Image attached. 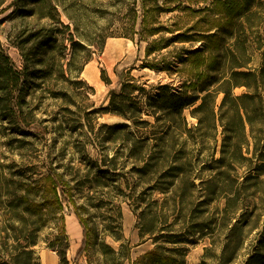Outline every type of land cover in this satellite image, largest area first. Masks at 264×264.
Masks as SVG:
<instances>
[{"label": "rangeland", "instance_id": "374dc122", "mask_svg": "<svg viewBox=\"0 0 264 264\" xmlns=\"http://www.w3.org/2000/svg\"><path fill=\"white\" fill-rule=\"evenodd\" d=\"M239 3L243 12L228 16L226 0H0V45L25 74L18 100L8 102L0 88V252L3 242L34 231L42 264L61 263V244L76 264L85 235L75 209H61L41 191L55 172L88 224L90 243L79 264H134L154 248L140 234L143 219L154 221L161 240L179 236L186 264H254L252 256L264 254V0ZM233 64L246 75L233 78ZM129 79L142 89L132 100L151 123L132 132L149 134L168 122L148 114V97L160 86L188 87L200 97L211 92L215 118L195 112L202 99L184 111L192 129L181 139L186 183L174 180L168 195L193 182L197 190L175 212L168 195L142 193L148 185L133 168L143 163L121 145L129 130L102 127L132 125L104 110L111 91ZM209 83V91L199 90ZM114 163L119 176L104 173ZM98 178L108 186L99 187ZM128 183L140 195L126 200L119 188ZM149 203L153 214L140 218ZM186 220L198 221L197 235H188ZM102 243L115 252L105 253Z\"/></svg>", "mask_w": 264, "mask_h": 264}, {"label": "trees", "instance_id": "16d2710c", "mask_svg": "<svg viewBox=\"0 0 264 264\" xmlns=\"http://www.w3.org/2000/svg\"><path fill=\"white\" fill-rule=\"evenodd\" d=\"M235 4V5H234ZM244 10L243 4L239 3V0H226V14L228 16L231 15H240ZM198 53H205L206 50L197 51ZM204 59V61H203ZM202 59V64L210 65L207 62L208 58L204 57ZM212 65V66H211ZM210 68H214L213 64H211ZM243 67L242 64H233L231 66L232 77L239 75H246L247 72L237 71V68ZM24 73L17 70L15 66L11 62V58L5 53L3 48L0 45V88L6 91V95L9 96L7 99L8 102H14V98L17 97L15 93H18V86L21 80L24 78ZM102 77L107 82L110 83V79L106 76V72L102 71ZM206 78L205 80H207ZM202 80L201 82H205ZM191 85V84H190ZM204 85V84H203ZM208 85L211 83L202 86L199 90L201 92L209 91ZM236 85H244V84H236ZM183 88L174 92L171 85L165 84L160 86L159 93L148 97V107L151 109L148 114L152 115L156 118V121L160 122L162 120H168V122H163L162 124L154 127L151 133H141L137 131H131L132 127L140 130L149 126L151 123L147 120H142L141 112L142 107L139 106L136 102H133L132 95L139 89H141L135 83L134 79H129L128 81H124L121 84L120 90H112L110 93V102L108 106L104 108L106 113H110L113 115H117L125 120H130L131 124L127 123H117L114 125L103 124L102 127L110 128L112 130H119L120 132L129 130L128 137L123 139L122 149L125 148L128 150L129 156L135 158L136 161L143 163V166L134 167L133 169L140 175L141 180H145L143 183L147 184L148 187L143 190L142 193H149L159 191L166 195L170 193L171 185H174V180H181V183H186V178H184L185 167L181 162L183 156L181 153L184 151L181 148V139L184 136H192V129L188 128V122L184 117V111L187 108L193 107L196 105L199 99H202L201 104L195 107V112L202 113L207 110L211 113V118H215L214 107L208 101V98L211 96V92H208L203 97L196 95H189V89ZM142 89L140 90V92ZM15 92V93H14ZM20 92V91H19ZM225 100L227 99L228 91H224ZM11 96V97H10ZM18 100V98H16ZM224 100V101H225ZM162 114L163 116H158ZM197 119H199V123L203 124L204 120L199 117L198 114ZM215 121V119H212ZM181 121V122H180ZM140 133V134H139ZM121 139V138H116ZM172 158V160H170ZM117 158H114L113 161L116 162ZM107 159H104V164H107ZM173 162V165H168L167 163ZM115 170L116 176L117 174V166L114 163V168L110 166L104 173H109V171ZM169 179L170 182H166V179ZM97 185L99 187H106L108 184L102 180V178L97 179ZM190 184V186L177 187L175 190H172V196H166L165 201L168 203L173 201V208L175 209L183 203L187 194H195L197 190V185ZM66 185H69L67 181L63 179L62 175H58V173L50 172L41 187V191L46 198L49 193L53 195L57 205L61 209L64 208V205L73 206L76 212V215L84 229V239L82 243V247L79 250L76 256V264L80 263V260L83 258L85 251L89 246V232H88V224L86 220L81 216L79 209L80 206L75 197V193L70 190H66ZM181 186V185H180ZM122 195L126 200L131 199L134 195L137 194V190L128 183L126 188L120 187ZM128 189V190H127ZM46 195V196H45ZM170 199V200H169ZM165 202V204H167ZM157 204V203H156ZM169 206V205H168ZM148 207V208H147ZM146 207L147 211L142 210L140 214V218H145L147 214L150 216L153 214L151 203ZM168 223V220L165 223ZM190 223L188 227V235H194L198 233V221L191 220L187 221ZM177 221L175 219L171 225L176 226ZM140 234L142 236L149 235L153 238L156 247L151 252L146 253L143 256H140L135 260L134 264H185V252L182 247L178 246L181 241L178 239L179 236L177 234H172L170 236H162L164 239L161 240L157 236V228L154 221H151L149 225L144 222V219L140 223ZM117 229L122 231L121 224L116 226ZM66 235V231L64 232ZM120 233H116V237L119 239L122 238ZM36 232H31L29 234H25L23 238H16L17 243L9 244V239L3 243L6 245L2 246L3 252H0V264H42L39 259L35 255V251L33 247L37 244V236ZM64 239H67L65 237ZM62 240V238H61ZM52 247H56V244H51ZM62 244L58 247V251L61 257L60 264H69V261L66 257V252ZM102 247L104 252L114 251L110 246L102 243ZM122 247L124 245L122 244ZM107 249V250H106ZM258 256H252L251 261L255 260L254 264H264V254L257 253ZM181 257V258H179Z\"/></svg>", "mask_w": 264, "mask_h": 264}, {"label": "crops", "instance_id": "0c3cea01", "mask_svg": "<svg viewBox=\"0 0 264 264\" xmlns=\"http://www.w3.org/2000/svg\"><path fill=\"white\" fill-rule=\"evenodd\" d=\"M197 234H198V233H196V234H194V235H197ZM194 235H189V236H190V237H193ZM148 236H149V235H148ZM149 238H151V236H149ZM152 239H153V238H152ZM81 247H82V246H81ZM155 247H156V244L154 243V248L151 249V250L148 251V252H151L152 250H154ZM80 249H81V248H80ZM78 252H79V251H78ZM148 252H146V253H148ZM146 253H145V254H146ZM77 254H78V253H77ZM145 254H144V255H145ZM185 254H186V252H185ZM186 255H187V254H186ZM186 255H185V259H187V256H186ZM140 256H143V255H140ZM140 256H139V257H140ZM139 257H138V258H139ZM138 258H137V259H138ZM186 262H187V260H186ZM186 262H185V264H186Z\"/></svg>", "mask_w": 264, "mask_h": 264}]
</instances>
